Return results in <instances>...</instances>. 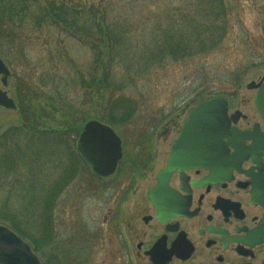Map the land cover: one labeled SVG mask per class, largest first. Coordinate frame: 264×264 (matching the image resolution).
I'll return each mask as SVG.
<instances>
[{
    "label": "rangeland",
    "instance_id": "1",
    "mask_svg": "<svg viewBox=\"0 0 264 264\" xmlns=\"http://www.w3.org/2000/svg\"><path fill=\"white\" fill-rule=\"evenodd\" d=\"M88 1L99 2L81 0ZM168 2L187 12L193 6V0H160L158 5L166 7ZM225 4L227 31L219 46L178 62L169 61L139 81L138 90L132 93L139 104L136 114L119 126L98 119L103 108L102 100L96 97L92 101L89 95H77L71 88L70 95H77L76 98L55 107L45 95L36 93L43 70L63 67L58 55L51 53L54 48L46 32H32L11 45H4L0 40V55L11 71L8 86H3L0 77V87L17 103L16 110L0 106V133L19 125L20 97L32 95L34 101L52 112V116L44 120L48 129L67 130L71 148L78 154L72 157L77 160L78 172L54 206L51 227L44 230L46 221L39 208L35 212L30 204L17 199L12 203L13 208L25 207L28 212L23 227L32 238L39 240L46 235L47 240L52 241L44 247L45 264H130L121 247L120 225L131 211V205L118 202L117 198L129 187L145 188L151 183V176L138 172L163 165L176 136L173 133L169 138L161 137L168 128L166 125L182 126L193 108L215 96L228 98L233 108L254 111L255 90L248 89L247 85L264 78V0H225ZM148 8L143 1L129 11L124 3L119 5L121 14H129L138 22L144 21ZM71 54L77 64L88 67L94 57L91 50L79 43H73ZM91 120L112 126L122 138L124 159L110 177L93 173L78 151L79 135ZM68 159L65 154L64 166ZM7 191L0 190V210Z\"/></svg>",
    "mask_w": 264,
    "mask_h": 264
},
{
    "label": "trees",
    "instance_id": "2",
    "mask_svg": "<svg viewBox=\"0 0 264 264\" xmlns=\"http://www.w3.org/2000/svg\"><path fill=\"white\" fill-rule=\"evenodd\" d=\"M139 1L149 7L143 22L121 14L120 3L129 11ZM159 1L0 0V40L11 45L32 32H46L54 48L51 53L58 55L63 67L43 70L36 93L55 107L77 95L102 100L98 119L119 126L136 114L139 104L132 93L139 81L169 61L216 49L227 31L225 0H193L190 12L172 2L162 7ZM73 43L93 52L89 67L77 64L71 54ZM70 89L77 95L71 96ZM33 99L28 94L20 97L19 125L0 133V190H8L0 223L28 240L45 264L44 247L52 241L46 235L32 238L23 227L28 212L12 203L17 199L35 212L39 208L46 221L44 230L51 227L54 206L78 172L72 158L77 152L67 130L48 129L44 120L52 112ZM65 154L69 159L64 166Z\"/></svg>",
    "mask_w": 264,
    "mask_h": 264
},
{
    "label": "flooded vegetation",
    "instance_id": "3",
    "mask_svg": "<svg viewBox=\"0 0 264 264\" xmlns=\"http://www.w3.org/2000/svg\"><path fill=\"white\" fill-rule=\"evenodd\" d=\"M223 98L222 140L195 126L197 137L176 146L193 108L182 126L166 125L161 137L176 136L163 165L138 172L151 183L117 198L131 205L120 225L130 264H264V120L256 105L251 113Z\"/></svg>",
    "mask_w": 264,
    "mask_h": 264
},
{
    "label": "water",
    "instance_id": "4",
    "mask_svg": "<svg viewBox=\"0 0 264 264\" xmlns=\"http://www.w3.org/2000/svg\"><path fill=\"white\" fill-rule=\"evenodd\" d=\"M10 75V69L0 57V76H3L2 83L5 87L8 86ZM247 88H259L256 105L264 119V84L253 81L247 85ZM0 106L17 109L15 100L2 88H0ZM207 116L211 117L210 120H207ZM228 123L226 100L217 98L204 102L192 113L176 146L190 144L197 137L196 128L200 125L203 127L206 139L220 141L228 134ZM77 148L87 166L101 177L113 175L123 158L121 138L112 126L98 120H91L84 125L78 138ZM0 264H42V261L26 240L10 227L0 224Z\"/></svg>",
    "mask_w": 264,
    "mask_h": 264
}]
</instances>
